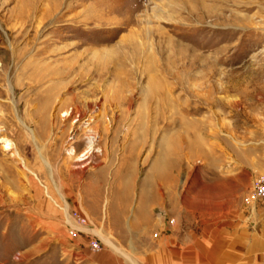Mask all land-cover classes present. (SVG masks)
<instances>
[{"label": "rangeland", "instance_id": "374dc122", "mask_svg": "<svg viewBox=\"0 0 264 264\" xmlns=\"http://www.w3.org/2000/svg\"><path fill=\"white\" fill-rule=\"evenodd\" d=\"M88 134L95 148L77 160ZM0 137V264L160 250L247 252L264 264V196H250L264 175V0H0ZM203 160L218 175L247 173L201 204L182 176ZM128 167L139 181L132 220L149 177L180 169L178 194L150 191L151 210L138 214L147 225L115 229L110 184H82ZM75 213L88 231L69 233Z\"/></svg>", "mask_w": 264, "mask_h": 264}, {"label": "crops", "instance_id": "0c3cea01", "mask_svg": "<svg viewBox=\"0 0 264 264\" xmlns=\"http://www.w3.org/2000/svg\"><path fill=\"white\" fill-rule=\"evenodd\" d=\"M189 140L193 141L194 135L189 136ZM186 171L184 177L182 176V181L188 190L189 195L193 196V200H198L201 204H212L215 203L213 197L230 192L234 189L232 184L235 181H243L247 172L241 171L240 173H233L231 175H218V173L213 172V170L218 169L215 162L203 160L198 168L191 166L189 162L186 161ZM213 165V170L210 168ZM174 167V166H173ZM172 168V167H171ZM174 167L173 170H175ZM123 172L113 177L112 174L99 173L97 175L86 176L82 184V189L85 191L89 188H94L100 190L102 186L105 187L110 184L112 191L117 195L107 209L108 222L111 227L116 228H130V227H145L146 221H139L138 214L144 211H150L151 205L146 203V198L149 192L153 190L154 196L158 195L159 187L163 184L165 187L170 188L171 197H177L178 194V171L173 172L169 176V181L162 177L161 174H155L154 177H149L143 182L140 187L141 191L138 193L140 196L139 206L134 214L133 220L129 215H125L129 211H133V205L131 202V194L133 191L138 189L139 181L135 172H132V167L123 168ZM134 169V168H133ZM209 172H212L211 174ZM165 181V182H164ZM139 190V189H138ZM158 192V193H156ZM263 204H264V200ZM98 202V200H97ZM256 208V207H255ZM264 210V206H263ZM85 214V211L81 210ZM88 217L94 219V215L88 212ZM130 218V219H129ZM117 242H124L126 237H115ZM225 237H211V240L220 241L224 240ZM120 255L116 253H106L101 254L96 260L102 262L106 260V264H120L121 259H128L130 264H259L252 254L247 252H226V251H211L207 253H194V252H178V251H145V252H131L129 255L122 253ZM124 256V257H123ZM196 261V262H195ZM105 263V262H104ZM263 264V263H262Z\"/></svg>", "mask_w": 264, "mask_h": 264}, {"label": "built area", "instance_id": "2783aa9c", "mask_svg": "<svg viewBox=\"0 0 264 264\" xmlns=\"http://www.w3.org/2000/svg\"><path fill=\"white\" fill-rule=\"evenodd\" d=\"M250 196L251 197L264 196V175H259L258 177L254 179V183L252 186V195ZM70 217L74 219L76 225L79 226V228L72 227L70 224H68L69 233L72 235L76 233H84L85 231L82 230L80 226L82 227L86 226L87 219L84 216H81L77 213L72 214V216ZM100 247H101V241L99 239L92 238L89 241V248L92 251H97L100 249Z\"/></svg>", "mask_w": 264, "mask_h": 264}, {"label": "bare ground", "instance_id": "6f19581e", "mask_svg": "<svg viewBox=\"0 0 264 264\" xmlns=\"http://www.w3.org/2000/svg\"><path fill=\"white\" fill-rule=\"evenodd\" d=\"M70 113L71 112H68V111H65V112H63L62 113V115H70ZM87 138V140H86V145H85V147H84V149H83V151L81 152V154L80 155H77L75 158L77 159V160H83V159H85V158H87V155L89 154V153H91L93 150H94V145H95V141H96V136L94 135V134H88V136L86 137ZM0 139H2V140H4V138L3 137H0ZM6 140V139H5ZM3 148H4V150H8V149H10L11 148V144H10V142H8L7 140L6 141H4V145H3ZM39 151L41 152V149H39ZM68 154L69 155H74V150H73V148H71L70 150H68ZM40 159H41V161H42V163H43V165H45L46 167H48L49 169H51L50 168V165H49V163H48V161L41 155V153H40ZM64 209H65V211H66V215H67V206L65 205V207H64ZM67 219H68V221L70 222V218H69V216L67 215ZM70 224V223H69ZM73 227H76L75 225L76 224H71ZM78 227V226H77ZM79 228V227H78ZM81 229H83L84 231H88L86 228H82L81 227ZM101 238H103L108 244H110V245H112L116 250H117V247L113 244V242L111 241V240H109V238L108 237H105V236H103V237H101ZM111 246V247H112ZM121 254H122V252H120Z\"/></svg>", "mask_w": 264, "mask_h": 264}]
</instances>
